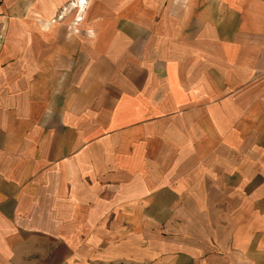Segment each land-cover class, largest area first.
I'll use <instances>...</instances> for the list:
<instances>
[{
	"label": "crops",
	"instance_id": "obj_1",
	"mask_svg": "<svg viewBox=\"0 0 264 264\" xmlns=\"http://www.w3.org/2000/svg\"><path fill=\"white\" fill-rule=\"evenodd\" d=\"M0 0V264H264V0Z\"/></svg>",
	"mask_w": 264,
	"mask_h": 264
},
{
	"label": "built area",
	"instance_id": "obj_2",
	"mask_svg": "<svg viewBox=\"0 0 264 264\" xmlns=\"http://www.w3.org/2000/svg\"><path fill=\"white\" fill-rule=\"evenodd\" d=\"M89 0H73L67 4V6L63 7L58 15L56 16L57 20H62L66 14H73V24L76 25L80 23L84 14L87 10Z\"/></svg>",
	"mask_w": 264,
	"mask_h": 264
},
{
	"label": "rangeland",
	"instance_id": "obj_3",
	"mask_svg": "<svg viewBox=\"0 0 264 264\" xmlns=\"http://www.w3.org/2000/svg\"><path fill=\"white\" fill-rule=\"evenodd\" d=\"M71 1H73V0H70L69 2H71ZM89 2V1H88ZM67 5V4H66ZM62 9V8H61Z\"/></svg>",
	"mask_w": 264,
	"mask_h": 264
}]
</instances>
